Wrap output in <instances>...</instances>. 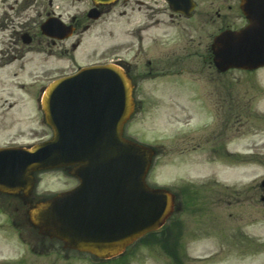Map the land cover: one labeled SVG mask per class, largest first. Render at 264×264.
Instances as JSON below:
<instances>
[{
  "label": "rangeland",
  "instance_id": "374dc122",
  "mask_svg": "<svg viewBox=\"0 0 264 264\" xmlns=\"http://www.w3.org/2000/svg\"><path fill=\"white\" fill-rule=\"evenodd\" d=\"M16 1L0 0V11H10L12 6H15ZM18 1L20 5L25 4V9L30 14H36V12L43 10H58L57 7H59V11L65 14L78 12L81 15L80 13H84L90 7L88 0L58 1L55 2V8L53 7V9L49 6V0H38L36 3L32 0ZM159 4V10L162 12L164 9L169 11L162 0H159ZM240 13L241 11L239 10L237 14L240 16ZM160 15L162 14L158 16ZM165 18V16H160L159 20L163 22ZM111 22L113 23L110 24ZM145 22L146 17L143 13L133 14L126 18L115 15L114 18L104 17L99 20L96 23L97 27L95 30L90 34H86L83 38L80 51L75 56L78 64L84 63L85 61L91 63L99 58L111 57L117 54L125 55L126 51L118 43L124 41L122 39L125 35L129 37V40L134 41L131 35L128 34L132 33L138 23L143 24ZM238 22L242 24L243 19H239ZM111 30L114 33L113 36L112 34L109 35V31ZM179 33L180 31L178 29L171 28L168 24L158 23L155 28L153 27L147 33H143L145 35L143 51L137 54L140 52L138 51L132 55L131 69L136 74H140L138 90L142 99L145 101L143 106L140 105V109L138 108L131 121L132 128H134L135 132L139 133L142 141L149 144L158 140V138L167 141L168 152L163 154L164 156L157 158L152 179L159 180V185L167 184L170 188L173 187L177 191L180 186L188 183L187 181L194 184L193 191L197 202L192 203L189 197L182 196L180 199L183 203V211L179 215H175L168 223L170 225L178 222L185 229V238L181 242V252L184 254L185 264H264V206L260 202H258L260 203L258 206L256 204L257 201L255 202L254 216L249 217V220L252 222H247L250 225L246 228L253 241L249 244L246 243L245 248H241L240 243L229 242L230 239L228 237L227 239L221 237L223 234L229 236L233 233L232 230L235 220L230 217L233 209L230 206H225L219 210L218 208L223 205L218 207L217 204H214L216 200H220L218 197L220 195V189L218 187L228 186L232 189L249 190L248 188L251 185L254 186L253 188L258 186L264 178V166L237 163V167L234 168L235 163L213 162L215 156L209 150H206L208 149V145H211L210 147L215 145V141L210 142L209 137L212 130L220 122L219 117H216L214 113L212 103L208 100L215 97L212 95L217 90H221L223 94L231 92L243 104H247L246 110L249 109L253 119L257 117L261 120L258 123L264 124V69L256 73L240 70L231 71L228 74L222 75L219 78L218 84H214L210 83L214 81V78L217 79L214 69H209V64L206 67L202 65V60L201 62L196 60L195 64L199 63V65L184 66L192 73L176 76L174 75L176 74L175 72L179 71V68H182V66L175 67L173 65H166L161 66V69L164 68L168 73H174L172 80L167 78L170 76L143 79L142 76L148 74L151 68L154 71L156 69V65L151 68L148 67L147 60L169 58L172 54L171 47L176 43ZM0 40H2L1 35ZM2 49L3 44L1 41L0 52ZM204 53L208 58L207 52L205 51ZM51 61L46 66L48 70L54 71L61 67V64L57 61ZM7 69L6 72L8 73L4 74L3 72L4 75L2 74L1 80H5L8 76H11L10 69ZM209 72L212 74L211 76H209ZM187 78L195 79L198 84L193 82L188 84L186 82ZM4 87H0V102L6 99V96H4L5 98L3 100L1 99L3 96L1 91ZM26 91L30 94L32 93L31 88H27ZM193 91L201 92L199 94ZM203 91L206 93L203 94ZM194 93L195 95L199 94L198 101L200 102H202L200 100L202 97L205 109L209 108L211 110V118H209L208 111L204 112V110H201L202 108H198L202 106V103L196 106L195 100L190 101V99H195ZM29 99H31V96ZM165 101L169 102L166 103ZM28 103L30 104V100H28ZM170 103H174L175 105L179 104L180 107L184 106L182 108V111H185L183 118L177 117L174 113L175 107H172ZM186 103L191 107L185 105ZM23 104V101L18 99L16 109H7V111L0 104L1 143L9 140L14 133L16 137H19L16 132L34 127V124L31 123V120L34 119L32 117L33 112L31 110L28 111L25 107L26 111L22 114L21 107ZM26 106L29 107L30 105L28 106L26 104ZM8 107L6 106V108ZM26 116L30 117V121L19 122V119ZM187 117L191 118L193 121L192 124L197 127L199 118L202 121V125L204 123L203 127L186 129V127H183L184 124L181 123L182 119ZM15 119L18 120V123L11 125ZM160 122L164 124L161 123L159 126L158 123ZM263 126L261 127L262 129H264ZM45 129V133L49 134V128L45 127ZM184 129L186 130L182 132ZM246 135L249 136L244 140H237L238 145L236 147L238 150L245 149L244 145L247 143H252L253 148H264V135L258 137H251L250 134ZM206 136L207 146L205 145ZM253 140H256V142ZM209 181L216 182H210L205 185ZM72 183L73 181L62 172L44 174L41 176L37 194L49 196L54 192H60L70 188ZM215 183L217 184V189L213 187ZM208 186L210 190L207 191L206 187ZM199 187H203L206 190L202 188L203 191H200L198 190ZM229 192H225L227 197ZM253 193L256 197L255 190ZM244 196L246 197V195ZM210 200L211 203H209ZM2 204H4L3 201ZM245 209V205H243V210ZM8 216L6 217L0 213V264L3 262H11L10 264H14L22 258L25 260L24 264H96L93 259L65 250L63 245L57 242L46 241L42 245L35 244L34 248L39 254H33L31 251V245L33 244L30 241L31 236L27 235V239L30 242V246L27 248L18 241L17 230L10 225ZM165 253L166 251L158 246L143 248L133 257H126L119 261L113 260L110 264H173L174 262L167 256L169 253L167 252V255ZM17 262L15 264H18Z\"/></svg>",
  "mask_w": 264,
  "mask_h": 264
},
{
  "label": "water",
  "instance_id": "95a60500",
  "mask_svg": "<svg viewBox=\"0 0 264 264\" xmlns=\"http://www.w3.org/2000/svg\"><path fill=\"white\" fill-rule=\"evenodd\" d=\"M256 1L257 6L251 8ZM242 8L251 22L250 26L238 33H225L216 40L215 63L221 71L230 68L253 70L264 66V0H243ZM120 73V91L111 97L114 111L104 130L109 133L107 142L110 139L115 142L110 148L105 146L101 154L97 153L99 157L88 154L86 159L73 163L74 160L64 158L66 153L61 149L62 139L32 157L36 161L34 165L25 168L26 162H21L18 166L22 171L17 169V165L5 162L10 153L0 154V191L15 195L24 192L26 199L30 198L35 186L33 173L50 168L77 166L75 175L82 179L83 185L98 171L102 178L118 183L115 189H119L120 193L122 190L127 199L122 218L125 232L113 236V240L109 238L100 243L88 231L89 222L86 219H82L81 224L75 221L81 213L73 207V193L41 201L29 211L32 225L41 233L65 242L70 248L90 251L106 258L122 253L137 237L162 227L171 216L174 204L173 196L162 190L149 189L145 183L152 152L123 141V127L134 111V103L132 83L124 73ZM13 157L14 154L8 159Z\"/></svg>",
  "mask_w": 264,
  "mask_h": 264
},
{
  "label": "flooded vegetation",
  "instance_id": "af4514ba",
  "mask_svg": "<svg viewBox=\"0 0 264 264\" xmlns=\"http://www.w3.org/2000/svg\"><path fill=\"white\" fill-rule=\"evenodd\" d=\"M134 1L145 6L146 10L144 11V14H150L151 19H156V25L160 23L164 25L171 24L172 26H174L179 25L182 21H184L182 22V25L183 23H187V27H185L187 35L185 33V36L188 37L185 38V46L183 47V49H185L186 51L187 58H181V55L178 56L177 52L172 53V60L177 64H181L184 62H186V64H189V62L193 60L194 57H200L202 55L199 54L200 51H211V43L215 36L228 29H240L239 27L243 26V23L245 21L241 13L240 16L239 14H237V12H239L240 10V0H192L194 2V8L190 12L188 17H186L185 14L174 13L165 9L163 10V12L161 10L159 11V0H146L144 2H142L141 0ZM163 1L167 2V0ZM121 6L124 8L122 12L123 16L128 14L125 8H130L132 11H134L132 0H121ZM138 11L142 12V6H139ZM12 12L13 13L4 11L2 14H0V28L6 31L11 29L13 32H16L17 39H12L15 44H19L21 40L19 38L20 31L17 30L27 32L28 38H26L23 42V49H25L23 56L27 52L41 54L44 56H51L56 53L55 50L60 53H74L76 51L79 42L77 37L76 39L74 38L76 35L64 41H58L48 38L43 32L40 31L41 23L46 17H49L51 14H43L42 18H40L39 15L38 18L40 19L34 18L32 21H28V19L25 20V18H28V14H26L27 11ZM159 14H162L160 16L169 17V22L166 19L163 22L159 20L157 16ZM63 17L64 14H58L59 19L63 20ZM241 18L243 19V22L242 24H239L238 20ZM63 21L67 25H69L76 34L84 26L76 15H70L66 18V20ZM189 26L191 27L190 29L193 30L192 33L189 31ZM14 35L15 34H13V36ZM73 38L74 41L72 42L71 39ZM26 40H29L28 44H25ZM209 58L212 59L211 53L209 54ZM202 60L205 65L210 63V65H208V68L212 69V63L210 61H207L205 55L202 56ZM211 75L212 74L209 72V76ZM215 93H221V91H216ZM35 96L38 97V95ZM210 102L214 103L221 109L226 108L224 104H230V114L224 118V120L226 121L225 129L224 131H218V133H216V137L228 145L233 138V134L227 135L230 127L232 126L234 128L238 124L243 125L244 123H242V121L246 119V114H244L243 111L238 113V107L236 105L237 99H235L234 97H230V100H228L226 97H218L217 94L214 98L210 99ZM205 143H207V139H205ZM224 155L225 157L227 156L230 158L237 157L236 154L229 152L226 148L224 150ZM260 197L262 200L263 196ZM254 198V193L251 192L246 194L244 200L246 201V204L252 206L254 204ZM230 199H233L232 201H230V206H234L236 208L241 206L242 202L239 201V197H235V194H232ZM243 215L244 213L238 209L235 212V220L237 222L243 221ZM247 215L248 213L246 212L245 216ZM241 237L247 238L243 233L241 234Z\"/></svg>",
  "mask_w": 264,
  "mask_h": 264
}]
</instances>
